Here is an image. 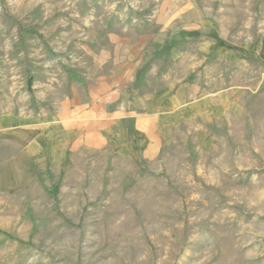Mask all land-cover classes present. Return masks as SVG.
<instances>
[{
	"label": "rangeland",
	"instance_id": "374dc122",
	"mask_svg": "<svg viewBox=\"0 0 264 264\" xmlns=\"http://www.w3.org/2000/svg\"><path fill=\"white\" fill-rule=\"evenodd\" d=\"M161 13L183 25L177 36L195 23L216 41L217 31L232 43L238 33L261 48L240 74L223 63L199 74L179 61L139 73L158 86L199 74L192 95L236 84L237 117L209 122L213 133L200 135L209 141L165 150L160 165L102 148L69 159L57 181L23 158L9 162L1 167L0 264H264V0H0V113L33 105L31 70L80 80L93 57L81 51L103 47L109 30L153 26Z\"/></svg>",
	"mask_w": 264,
	"mask_h": 264
},
{
	"label": "crops",
	"instance_id": "0c3cea01",
	"mask_svg": "<svg viewBox=\"0 0 264 264\" xmlns=\"http://www.w3.org/2000/svg\"><path fill=\"white\" fill-rule=\"evenodd\" d=\"M241 8L237 4V21ZM173 18L161 13L153 26L107 31L103 47L81 51L93 57L80 80L59 72L56 76L47 67L31 70L33 105L0 113V181L1 167L19 158L43 177L58 174V181L69 159L102 148L118 158L139 154L160 165L165 150L198 149L205 138L200 135L213 133L209 122L236 118L243 103L236 84L196 95L189 91L211 65H232L240 74L243 62L254 61L261 48L238 33L232 43L225 31L216 32L225 42L218 43L209 29L195 23L184 25L185 33L177 36L175 30L183 25ZM176 61L199 73L193 82L172 80L158 86L146 72L139 74ZM181 126L187 127L184 135L178 133ZM166 127L175 131L166 136Z\"/></svg>",
	"mask_w": 264,
	"mask_h": 264
},
{
	"label": "trees",
	"instance_id": "16d2710c",
	"mask_svg": "<svg viewBox=\"0 0 264 264\" xmlns=\"http://www.w3.org/2000/svg\"><path fill=\"white\" fill-rule=\"evenodd\" d=\"M26 33L28 34H32V35H35L37 36L39 39H42V35L40 33H38L36 30L32 29V28H27L25 29ZM218 42H220L219 39H217ZM30 83H31V78L28 77L27 78V90L30 91Z\"/></svg>",
	"mask_w": 264,
	"mask_h": 264
}]
</instances>
